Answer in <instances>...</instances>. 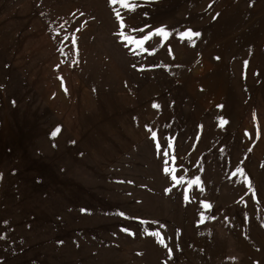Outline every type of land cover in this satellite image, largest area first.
Returning <instances> with one entry per match:
<instances>
[{"label": "rangeland", "instance_id": "obj_1", "mask_svg": "<svg viewBox=\"0 0 264 264\" xmlns=\"http://www.w3.org/2000/svg\"><path fill=\"white\" fill-rule=\"evenodd\" d=\"M131 2L0 0V264H264V0Z\"/></svg>", "mask_w": 264, "mask_h": 264}, {"label": "snow or ice", "instance_id": "obj_2", "mask_svg": "<svg viewBox=\"0 0 264 264\" xmlns=\"http://www.w3.org/2000/svg\"><path fill=\"white\" fill-rule=\"evenodd\" d=\"M111 2L112 3L119 2L125 8H128L129 10H134L136 8V6H137L135 3H132L131 0H111ZM117 15H118V18H119V13H117ZM122 24H123V21H122ZM121 35H123V33H121ZM169 36H170V32L168 30H166L165 27L162 26V27H159V28H156V29L150 31L147 35H143L141 39H133L131 37H126V39H128L129 42L134 43L135 45H137L138 48H143V46L145 45V43L148 42V41H150L153 37H158L160 39L167 40ZM199 36H200V33L199 32H194L191 29H188L187 31L180 33L181 39H185L186 38L190 42L193 41V37H199ZM67 38L68 37H65V39H67ZM72 43L73 44L76 43L75 37L72 38ZM145 50H147V49H145ZM169 52H171L170 49H169ZM246 65H247V61H245V66ZM153 107H159V106L158 105H153ZM221 123L222 124L223 123H226V121L221 120ZM152 136H153V138H155V132L152 133ZM157 148L158 149L160 148V145L159 144H157ZM163 155L164 156H167L168 153L167 152H164ZM175 159H176V157L175 156H172V160L174 161ZM164 163L166 164L167 161L165 160ZM237 171L238 172H241V174H243L241 169H237ZM164 172L166 174L170 173L171 174V180L173 182H175L176 184L188 183V185L191 187V185H193V184H200L201 183V180H200V177L199 176H196V177H194L191 180H186V178L184 176H177L175 174V169L174 168L173 169H169V168L165 167L164 168ZM185 199H188L187 194H185ZM204 207L205 208H210L211 205L205 203ZM120 215L121 216H124L125 214L123 212H121ZM201 219H203V215L201 216ZM123 231L130 232V230L128 228H124ZM153 235L159 237L160 236V233L159 232H156V233H153ZM160 242L163 243V240L161 239Z\"/></svg>", "mask_w": 264, "mask_h": 264}]
</instances>
